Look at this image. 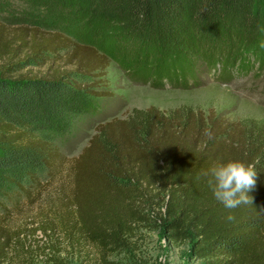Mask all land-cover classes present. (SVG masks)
Returning a JSON list of instances; mask_svg holds the SVG:
<instances>
[{
	"label": "trees",
	"instance_id": "16d2710c",
	"mask_svg": "<svg viewBox=\"0 0 264 264\" xmlns=\"http://www.w3.org/2000/svg\"><path fill=\"white\" fill-rule=\"evenodd\" d=\"M88 1L104 34L98 43L26 26L5 42L0 34V55L6 59L0 65V185L12 194L31 195L44 176L68 160L65 208L50 219L56 228L44 230L62 227L69 239L82 237L101 250L105 262L128 248L137 224L151 219L147 209L161 198L166 231L175 241L193 231V257L203 264H264V119L233 121L214 111L150 106L102 124L71 159L62 154L61 142L99 109L111 59L140 84L199 86L201 72L190 60L198 35L213 28L261 29L262 1ZM6 27L0 24L1 30ZM216 63V79L222 67L233 73ZM32 65H48V72L14 77ZM208 65L213 68L214 62ZM232 160L254 165L257 177L248 193L253 203L229 210L215 200L205 173ZM24 237V231L0 220V264ZM53 253L47 257L51 264H66Z\"/></svg>",
	"mask_w": 264,
	"mask_h": 264
},
{
	"label": "rangeland",
	"instance_id": "374dc122",
	"mask_svg": "<svg viewBox=\"0 0 264 264\" xmlns=\"http://www.w3.org/2000/svg\"><path fill=\"white\" fill-rule=\"evenodd\" d=\"M261 1L264 7V0ZM89 9L88 0H0V24L7 26L0 28L1 38L5 42L26 26L45 32L62 30L74 41L98 43L104 35L99 32L102 26L94 21ZM261 23L258 30L229 33L213 28L199 34L198 50L190 60L195 61L197 71L201 72L202 83L193 88L159 89L137 83L111 59L102 77L107 95L101 99L97 112L86 117L72 134L63 136L62 154L66 159L78 156L102 124L116 117L127 118L133 110L150 106L167 111L191 108L206 115L214 111L233 121L264 119V46H261L264 19ZM5 60L0 55V65ZM219 61L231 67L233 73L222 67L216 79L213 74ZM208 62H214L213 68ZM47 72L48 65H32L14 77ZM69 163L64 160L61 170L55 169L44 176L41 186L32 190L31 195L12 194L0 185V220L12 229L25 232L22 244L13 247L12 257L4 264H51L47 257L53 250V255L57 254L56 247L57 256L66 264H161V256L166 258V264L204 263L193 257L192 247L197 239L193 231L181 241L173 240L166 231L161 219L165 217V200L161 198L155 199L159 204L147 209L151 219L137 224L129 237L128 248L107 257L108 262L99 248L82 237L69 239L64 228L55 230L50 219L54 218L55 211L65 208L63 198L71 186ZM46 225L54 228L45 232Z\"/></svg>",
	"mask_w": 264,
	"mask_h": 264
},
{
	"label": "clouds",
	"instance_id": "9594fccd",
	"mask_svg": "<svg viewBox=\"0 0 264 264\" xmlns=\"http://www.w3.org/2000/svg\"><path fill=\"white\" fill-rule=\"evenodd\" d=\"M261 46H264V43ZM205 175L210 176L208 185L215 200L222 203L226 209L253 203L248 193L256 185L257 171L254 165L232 160L214 166ZM227 219L234 220V216L229 215ZM160 262L166 264V258L161 256Z\"/></svg>",
	"mask_w": 264,
	"mask_h": 264
}]
</instances>
